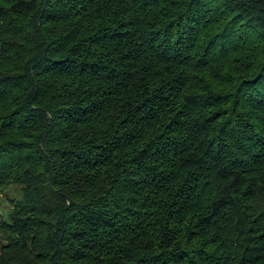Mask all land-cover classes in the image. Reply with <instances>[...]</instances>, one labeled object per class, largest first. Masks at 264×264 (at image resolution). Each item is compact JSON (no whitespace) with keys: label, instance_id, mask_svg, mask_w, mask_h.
Instances as JSON below:
<instances>
[{"label":"trees","instance_id":"16d2710c","mask_svg":"<svg viewBox=\"0 0 264 264\" xmlns=\"http://www.w3.org/2000/svg\"><path fill=\"white\" fill-rule=\"evenodd\" d=\"M13 188L0 264H264V0H0Z\"/></svg>","mask_w":264,"mask_h":264},{"label":"rangeland","instance_id":"374dc122","mask_svg":"<svg viewBox=\"0 0 264 264\" xmlns=\"http://www.w3.org/2000/svg\"><path fill=\"white\" fill-rule=\"evenodd\" d=\"M18 195V190L16 188L11 189L10 191H0V198L3 201V204L0 203V211L7 212L6 202L8 197H13ZM8 196V197H7Z\"/></svg>","mask_w":264,"mask_h":264}]
</instances>
